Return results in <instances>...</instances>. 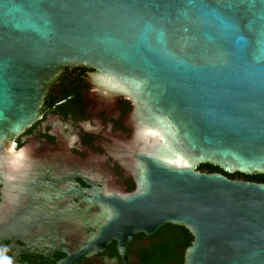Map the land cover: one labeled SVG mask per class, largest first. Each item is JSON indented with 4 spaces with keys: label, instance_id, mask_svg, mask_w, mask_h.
Returning a JSON list of instances; mask_svg holds the SVG:
<instances>
[{
    "label": "water",
    "instance_id": "water-1",
    "mask_svg": "<svg viewBox=\"0 0 264 264\" xmlns=\"http://www.w3.org/2000/svg\"><path fill=\"white\" fill-rule=\"evenodd\" d=\"M72 69L131 104L136 189L94 191L61 264L165 226L192 237L182 264H264V184L197 170L264 176V0H0V170L27 168L13 141Z\"/></svg>",
    "mask_w": 264,
    "mask_h": 264
},
{
    "label": "flooded vegetation",
    "instance_id": "flooded-vegetation-1",
    "mask_svg": "<svg viewBox=\"0 0 264 264\" xmlns=\"http://www.w3.org/2000/svg\"><path fill=\"white\" fill-rule=\"evenodd\" d=\"M89 74L84 69L65 74L40 119L13 141L27 168L0 170V264L65 262L96 232L79 223L100 211L99 204L86 202L95 199L92 193L136 189L119 163L130 153L134 134L131 104L98 97ZM165 228L150 237L134 236L126 261L112 242L74 264H180L179 234Z\"/></svg>",
    "mask_w": 264,
    "mask_h": 264
},
{
    "label": "trees",
    "instance_id": "trees-1",
    "mask_svg": "<svg viewBox=\"0 0 264 264\" xmlns=\"http://www.w3.org/2000/svg\"><path fill=\"white\" fill-rule=\"evenodd\" d=\"M199 172L202 173H208V174H213L217 173L222 176H225L226 178L230 180H243L247 182H254L258 184H264V176L262 175H253V176H244L240 174H226L223 171H221L218 168L212 167L210 165H201L197 169ZM166 230H175L179 234V240H180V264L183 262V255L184 251L187 247H189L192 237L189 235V233L181 227H173V226H165Z\"/></svg>",
    "mask_w": 264,
    "mask_h": 264
}]
</instances>
